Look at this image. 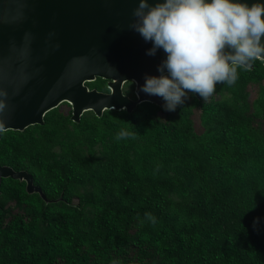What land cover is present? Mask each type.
Instances as JSON below:
<instances>
[{
    "label": "trees",
    "instance_id": "16d2710c",
    "mask_svg": "<svg viewBox=\"0 0 264 264\" xmlns=\"http://www.w3.org/2000/svg\"><path fill=\"white\" fill-rule=\"evenodd\" d=\"M59 106L0 135V164L52 201L2 181L0 264H264L263 62L173 112L141 103L73 123ZM121 129L137 136L117 141ZM97 142L101 155L80 151Z\"/></svg>",
    "mask_w": 264,
    "mask_h": 264
},
{
    "label": "water",
    "instance_id": "95a60500",
    "mask_svg": "<svg viewBox=\"0 0 264 264\" xmlns=\"http://www.w3.org/2000/svg\"><path fill=\"white\" fill-rule=\"evenodd\" d=\"M137 6L138 0H0V124L5 131L41 126L44 115L62 103L73 123L84 112L99 118L104 111L130 113L141 103L163 109L164 101L140 91L145 75H160L157 66L166 56L162 49L146 55L152 44L129 29ZM95 79L104 81L107 92L85 85ZM126 82L133 85L131 98L122 92ZM1 178L24 182L26 194L52 202L25 171L0 167Z\"/></svg>",
    "mask_w": 264,
    "mask_h": 264
},
{
    "label": "clouds",
    "instance_id": "9594fccd",
    "mask_svg": "<svg viewBox=\"0 0 264 264\" xmlns=\"http://www.w3.org/2000/svg\"><path fill=\"white\" fill-rule=\"evenodd\" d=\"M132 16L129 29L152 44L146 55L155 56L162 49L166 56L157 66L160 75H145L140 87L141 92L162 98L165 111H175L190 93L207 101L217 84L235 85L240 71L264 62V3L138 0ZM4 131L0 124V133ZM136 136L134 131L121 129L115 139ZM145 218L156 223L151 213H145Z\"/></svg>",
    "mask_w": 264,
    "mask_h": 264
},
{
    "label": "rangeland",
    "instance_id": "374dc122",
    "mask_svg": "<svg viewBox=\"0 0 264 264\" xmlns=\"http://www.w3.org/2000/svg\"><path fill=\"white\" fill-rule=\"evenodd\" d=\"M95 80L93 82H95ZM97 82H100V81H97ZM123 87H124V91H125L126 95L128 97H130V95H132V94H130L131 93L130 90L132 91L133 85L130 82H126L123 85ZM189 101H190V94H189V99L186 100V102H189ZM59 110L60 111H63V113H67L69 111V107H68V105H65L64 103H62L59 106ZM192 120H193V123H194V130L197 131V132H200L201 131V128L198 126V114L195 111L192 114ZM93 141H94V139H93ZM101 149H102L101 144L99 142H97L96 144H93L92 146H89L88 144H84L83 146H81L80 151H82L84 153V155H88L89 152H93V151L96 154L101 155Z\"/></svg>",
    "mask_w": 264,
    "mask_h": 264
},
{
    "label": "flooded vegetation",
    "instance_id": "af4514ba",
    "mask_svg": "<svg viewBox=\"0 0 264 264\" xmlns=\"http://www.w3.org/2000/svg\"><path fill=\"white\" fill-rule=\"evenodd\" d=\"M103 82V84H104V81H102ZM102 92H107V91H102ZM3 133V132H2ZM0 135H1V133H0ZM0 167H7V168H10L12 171H19V170H14L10 165H8V164H0ZM6 179H9V178H1L0 179V193H1V189H2V187H1V185H2V181L3 180H6ZM11 180V179H10ZM13 181H15V180H13ZM16 182H18V181H16ZM18 183H21L22 184V189L24 190V182H18Z\"/></svg>",
    "mask_w": 264,
    "mask_h": 264
}]
</instances>
